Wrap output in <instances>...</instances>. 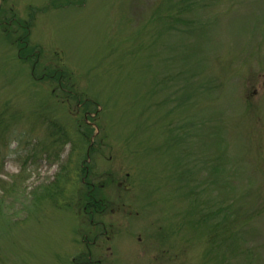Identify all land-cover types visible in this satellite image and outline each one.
<instances>
[{"label": "rangeland", "instance_id": "374dc122", "mask_svg": "<svg viewBox=\"0 0 264 264\" xmlns=\"http://www.w3.org/2000/svg\"><path fill=\"white\" fill-rule=\"evenodd\" d=\"M0 126V264H264V0H0Z\"/></svg>", "mask_w": 264, "mask_h": 264}, {"label": "trees", "instance_id": "16d2710c", "mask_svg": "<svg viewBox=\"0 0 264 264\" xmlns=\"http://www.w3.org/2000/svg\"><path fill=\"white\" fill-rule=\"evenodd\" d=\"M0 128H1V126H0Z\"/></svg>", "mask_w": 264, "mask_h": 264}]
</instances>
